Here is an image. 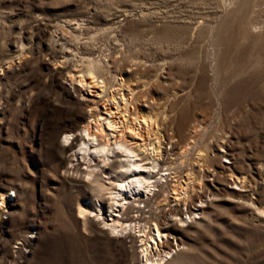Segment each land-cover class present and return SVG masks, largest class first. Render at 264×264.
Listing matches in <instances>:
<instances>
[{
    "label": "rangeland",
    "instance_id": "374dc122",
    "mask_svg": "<svg viewBox=\"0 0 264 264\" xmlns=\"http://www.w3.org/2000/svg\"><path fill=\"white\" fill-rule=\"evenodd\" d=\"M89 61L98 84L71 85ZM135 108L162 136L171 181L198 172L201 146L210 157L201 208L170 224L160 264H264V0H0V264H139L138 234L112 237L89 212L98 197L108 211L83 174L100 160L75 156L87 122L120 132ZM229 175L247 182L239 197ZM169 177L122 216L167 226Z\"/></svg>",
    "mask_w": 264,
    "mask_h": 264
},
{
    "label": "bare ground",
    "instance_id": "6f19581e",
    "mask_svg": "<svg viewBox=\"0 0 264 264\" xmlns=\"http://www.w3.org/2000/svg\"><path fill=\"white\" fill-rule=\"evenodd\" d=\"M98 71L99 68L97 65L89 61L86 65L84 64L81 70L76 72L79 74L78 76H75L74 74L67 79L70 81L71 85L80 86L81 88L88 90V88H90L89 86L98 82ZM99 84H102V82ZM107 101L116 105L117 110L120 109V101L124 102V107L126 104L121 96L120 98H117L110 95ZM124 112H127L126 107ZM139 113V108H135V116L132 119L133 121H130L131 119L129 120V118H125L124 115L126 121H122L124 128L121 127L120 132L116 130L117 123L113 121L111 117H96L93 121L87 122V124H85L86 126L83 127V134H81L79 138V148L75 153V156L79 155L81 159H85L83 156L88 155L91 157V162L94 159H99L103 166H101V169L99 168V173L95 172V168H89L90 165H87L86 170L83 171L84 178L91 179V182L95 184L94 188L99 195H108L106 199L108 201V205L106 206L108 211H102V208L98 203L99 197L98 199H95L94 203H92V211H89L90 213H94L93 216L102 219L101 225L103 223V230L108 231L109 235L112 237L119 236L120 233L125 231L130 232V234H138L140 242V245L138 246L139 251L137 252L139 264H160L161 261L167 258L169 259L171 253H174V250L166 251L161 249L162 246L168 245V236L170 235L169 237H171V235H173L168 229L170 224L174 223L175 220L179 223H184L187 219L190 220L191 215L198 214L196 211L201 208L202 201L200 200L199 191L204 185L202 183V178L206 173L203 169V165L209 162L210 157L208 156V147L206 145L201 146V149L198 148V150H196L194 159L195 163L198 165V172H192L189 170L184 177V182L171 181L173 178H170V172L168 173L170 167L167 165L165 169H161L162 166L164 167V165L167 164L166 160H163L162 158L163 154L161 155V151H164L161 150L164 142H162V136H160L159 133L157 134L156 130L154 132L152 131V118L143 117L141 114L139 115ZM128 121H130V124ZM125 130H128V132ZM142 130L146 134L145 136L140 134V131ZM65 136L68 141L69 136ZM128 137L131 139H128ZM116 156L119 157L116 162L110 161V158H115ZM104 168H115L116 171L109 170L105 172ZM221 169L224 170L223 167ZM111 172H114L113 177L110 176ZM103 173L107 174L106 179L110 182L108 185L102 181L103 179L97 177ZM211 173H214L215 175L217 172L212 169ZM234 175H229L231 178V185L234 186L231 188L230 195L238 196L236 190L238 191L240 187L244 188L247 182L244 177ZM166 177H169L171 182L169 185L170 194L172 195V197H170V204L173 207L170 212V219L169 222H167V226H163L155 220L143 221L137 217L138 215L134 214V216H122V209L127 207L128 204H139V201H137L138 198H141L144 195L145 197H148L150 194L154 195V191L158 184L160 185L163 181L166 183ZM99 181H102V183L96 184V182ZM190 193L192 195H190ZM194 197V202L197 201L199 205H194V209L191 210ZM5 202V197L0 194V211L3 210ZM182 206L186 208L185 212L181 210ZM113 207H116V209H113ZM258 209L260 210L261 208L258 207ZM78 210L79 214L83 216L88 209L85 210L80 208ZM255 210L257 211V208ZM135 212L137 214L140 210L137 209ZM259 214L263 215L264 211L261 210ZM182 215L186 216V220L185 218H181ZM172 237L174 239L176 238L174 235ZM175 246L178 245L175 244ZM173 261L175 260L173 259ZM173 261L171 262L174 263Z\"/></svg>",
    "mask_w": 264,
    "mask_h": 264
}]
</instances>
